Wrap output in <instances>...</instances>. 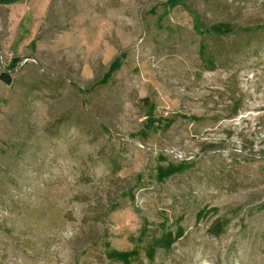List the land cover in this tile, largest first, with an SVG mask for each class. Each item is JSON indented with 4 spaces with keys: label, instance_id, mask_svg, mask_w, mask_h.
<instances>
[{
    "label": "rangeland",
    "instance_id": "rangeland-1",
    "mask_svg": "<svg viewBox=\"0 0 264 264\" xmlns=\"http://www.w3.org/2000/svg\"><path fill=\"white\" fill-rule=\"evenodd\" d=\"M0 264H264V0H0Z\"/></svg>",
    "mask_w": 264,
    "mask_h": 264
},
{
    "label": "trees",
    "instance_id": "trees-1",
    "mask_svg": "<svg viewBox=\"0 0 264 264\" xmlns=\"http://www.w3.org/2000/svg\"><path fill=\"white\" fill-rule=\"evenodd\" d=\"M0 79L7 84L11 82L10 76L7 72L0 73Z\"/></svg>",
    "mask_w": 264,
    "mask_h": 264
},
{
    "label": "water",
    "instance_id": "water-1",
    "mask_svg": "<svg viewBox=\"0 0 264 264\" xmlns=\"http://www.w3.org/2000/svg\"><path fill=\"white\" fill-rule=\"evenodd\" d=\"M1 73H3V72H1Z\"/></svg>",
    "mask_w": 264,
    "mask_h": 264
}]
</instances>
